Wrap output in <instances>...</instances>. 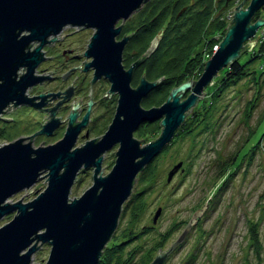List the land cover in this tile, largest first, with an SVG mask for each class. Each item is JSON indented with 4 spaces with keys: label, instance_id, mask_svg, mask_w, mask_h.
<instances>
[{
    "label": "water",
    "instance_id": "1",
    "mask_svg": "<svg viewBox=\"0 0 264 264\" xmlns=\"http://www.w3.org/2000/svg\"><path fill=\"white\" fill-rule=\"evenodd\" d=\"M150 1L0 0V121L10 105L43 107V102H34L50 95L29 98L27 93L46 79L45 72L40 76L37 73L46 60L43 50L69 26L95 31L85 53L87 60L92 61L85 70L93 68V83L105 78L111 84L110 93L119 96L108 131L94 138L100 140L75 148L79 133L88 122L89 110L80 125L74 124L77 114L73 113L67 132L55 144L34 146L19 138L0 146V221L14 214L13 220L0 228V264H32L40 243L51 246L46 264H98L119 226L124 204L132 196L140 173L171 144L218 74L238 62L246 50H253L259 30L264 34V19L253 22L264 7V0H250L247 8L249 0H244L233 10L235 15L227 34L219 50L204 64L199 80L173 89L161 108L146 109L143 101L160 87L163 79L150 82L144 75L139 87L133 88L132 78L135 70L153 55L162 33L129 70L124 69L123 56L130 37L121 41L117 38L123 31V25L119 24L128 21ZM33 43L39 45L35 48ZM22 69L26 72L20 73ZM71 91H67L69 97ZM188 92L189 96L184 98ZM89 102L91 108L93 102ZM158 121L162 133L157 140L143 145L135 138L141 125ZM57 123L53 119L37 135L50 137ZM116 145L119 149L115 165L104 176L103 155ZM183 165L180 162L169 173L168 184L180 171L184 172ZM82 169L94 170V184L80 198L70 200L72 186ZM44 177L48 186L33 201L10 202L13 196L29 190ZM162 212L159 208L155 213L154 225ZM194 225L195 222L187 225L171 247L160 251L151 264H165L185 243Z\"/></svg>",
    "mask_w": 264,
    "mask_h": 264
},
{
    "label": "rangeland",
    "instance_id": "2",
    "mask_svg": "<svg viewBox=\"0 0 264 264\" xmlns=\"http://www.w3.org/2000/svg\"><path fill=\"white\" fill-rule=\"evenodd\" d=\"M243 1L237 0L235 5L229 8L230 10L227 9L221 13L217 12V10L213 11L210 22L219 20L222 23L226 22L228 26L230 24L228 16L232 14L234 17L235 13L233 10L241 5ZM150 2L144 5L148 6ZM249 3L250 0L246 3L245 8L248 7ZM145 6L139 12L132 15L128 21L119 24V26L123 25L125 37H129L131 33L126 32L129 28V23L134 20L135 16H140ZM260 10L259 12L262 14L261 19H264V7ZM94 33L95 31L92 29L66 27L58 36V40L46 47L47 60L39 66L38 75L45 72L46 78H59L65 72L64 70H59L65 69L62 67L63 63H61L65 62L64 51L67 55L72 56V58L78 57L72 59V62L68 64L69 66H83L88 63L90 60H87L85 53L88 49L90 38H92ZM121 36L123 37V35ZM261 36L262 34L258 35L257 41L254 39L256 45L263 43ZM156 38L157 36L151 41L148 49L152 47L153 41ZM222 38L223 34L221 32H217L212 37L216 45L222 42ZM33 44H35V48L39 45L38 43ZM142 44L128 46L123 56L124 67L129 69L140 60L139 58L142 55L139 52L142 46H144ZM208 51L209 49L205 50V52ZM57 55L58 57H56ZM249 58L250 53H246L240 60L242 63L248 62ZM204 61L206 63L209 60L206 59ZM66 68L68 67L66 66ZM25 72L26 69H22L21 73ZM143 72H137L133 81L135 88L138 87V82L143 78ZM220 77L221 75L218 74V77L214 80V84L206 89V96L202 98V103L203 101L208 103L212 98L215 90L214 85ZM252 78L246 79L236 87L229 89L223 94L221 101L215 105L212 112L214 118L211 120V123L214 125V132L200 134L199 132H195L194 135L183 137L180 134L182 126L171 144L156 158L158 159L156 161L158 182L154 190L148 193L150 195L147 199L148 203H146L145 215L135 226H132L129 220L121 222L120 218L119 226H117L118 228L114 234V236H122L125 230H133L138 234L139 237L126 246L127 253L133 252L139 247L132 264H143L147 253L154 248L157 242L161 241L162 236L167 235L170 231L176 229L177 226H180L179 230L173 231V235L165 247L154 253V261L160 251H166L171 247V244L179 238L191 222H195L196 225L193 226L187 240L171 255L165 264H259L258 261L260 260L264 262V138L261 141L262 135H264V76L261 77L259 85H255L252 82ZM68 84L69 82L60 83L59 80L51 79L33 91L30 89L28 93H31V95H38L41 91L57 93L63 91ZM83 87L85 88V86ZM257 87L262 88L261 97L252 114V119L246 121V104L256 95ZM108 89H110V84L107 85L101 82L92 91L93 96H95V102H97L96 115H101V118L103 117L97 123L96 134L103 132L107 128L109 121H111L116 113L119 98L116 94L114 96L110 95ZM84 91L82 92L85 95L89 93L88 89L86 92ZM165 98L168 100L169 96L167 97V94L164 95V93L159 94V97L154 99L147 97L142 105L146 109L153 107L161 108L167 101H165ZM101 101L107 104V109L104 108ZM145 102L152 105L147 107ZM157 102L163 103L156 105ZM197 108L198 106L193 110L192 115L195 111L199 112L202 110ZM204 108L207 109V107ZM106 110L108 112H105ZM45 117L47 118V116L41 115L37 110L27 108L17 109L14 113L10 114L9 121L12 122L11 124H0V146L13 142L20 137L27 136L28 138L38 133ZM144 125H148L149 127L147 128L150 130L157 129V134L151 141H147L146 138L144 139V137L142 138L139 135L141 129L134 134L137 140L142 142L143 145H147L160 137L162 127L161 121L145 123L141 127ZM252 131L256 132L251 138L250 145L241 152L238 162L242 160L247 149L256 146L260 141L259 148L254 150L252 161H250L251 157H247L242 163L240 170L237 171V174L231 178L228 187L225 190H220L222 188L221 182L216 185L213 184L218 161L234 154ZM94 138L96 137L90 136V139ZM56 139V137H38L34 146H42L43 144L47 146L48 144H53ZM88 140L79 138L75 146L80 147ZM174 141L176 143L171 146ZM117 151L118 146H115L103 155L104 176L108 175L113 169ZM180 162L184 163V172L181 173L180 171L172 182L168 184L166 181L169 173ZM92 174H94L93 169H82L76 183L72 186L70 200L80 198L92 187L94 184ZM138 181L139 178L135 183L133 193L141 189L137 184ZM47 186L48 179L44 177L29 190L20 192L9 200L11 203H16L20 200H23L25 203L31 202ZM159 208H162L163 212L158 223L154 225L153 219ZM13 218L14 214L2 219L0 221V228L11 222ZM196 219L198 222H196ZM144 232L145 234L143 235ZM39 246V250L32 257V264H46V261L49 259L51 246L42 243Z\"/></svg>",
    "mask_w": 264,
    "mask_h": 264
},
{
    "label": "trees",
    "instance_id": "3",
    "mask_svg": "<svg viewBox=\"0 0 264 264\" xmlns=\"http://www.w3.org/2000/svg\"><path fill=\"white\" fill-rule=\"evenodd\" d=\"M237 0H153L145 9L141 12L140 16H135L134 20L129 23V28L126 32L130 33V44L138 45L144 44L140 49L139 54L145 56L148 48L150 47L151 41L162 33V38L158 49L153 53L152 56L140 67L138 72L144 71L145 78L150 82L163 79L160 87H158L150 97L152 99L159 97V94L170 93L173 89L181 86L186 82H191L195 79H199L205 69V52L211 53L216 42L212 39L217 32L223 34L225 38L227 34V23L219 22V20L211 21L213 11L224 12L233 5ZM187 9L182 16L178 18L179 12L183 9ZM230 10V9H229ZM262 18L261 12H258L253 22ZM262 33V32H261ZM125 34V33H124ZM263 43L257 44L253 50H249L244 53H250L248 62L239 60L232 64L231 67L221 71V77L217 80L214 85V92L212 98L208 103L206 101L201 102L198 105L199 110L195 111L188 116L185 123L183 124L180 134L183 137L194 135L195 132L200 133H211L214 132V125L211 123L213 117V108L218 104L229 89L236 87L246 79L252 78V82L255 85H259L261 77L264 76V34H262ZM223 41V40H222ZM142 44V45H143ZM221 44V43H219ZM138 47V46H137ZM250 48V47H249ZM200 50V51H198ZM145 53V54H144ZM196 53V54H195ZM262 88L257 87L256 95L248 103L245 112L246 121L252 119V114L257 107V103L261 97ZM159 93V94H158ZM148 97V98H150ZM167 98H165V101ZM144 102V101H143ZM163 102H157L156 105H160ZM147 107L152 104L145 102ZM205 105V106H204ZM207 107L204 108V107ZM205 112V114H204ZM148 125L141 127L140 136L147 141H151L152 138L157 134V129H148ZM198 130V131H197ZM256 131H252L247 135L246 141L239 146L234 154L226 159L218 161L216 168V175L213 180V184L222 183L220 190H225L228 187L231 178H233L237 171L240 170L242 163L251 157L252 161L254 150L259 148L260 141L256 146L247 149L246 154L240 160L241 152L250 145L252 136ZM262 139L264 135H262ZM176 141L173 142V146ZM155 159L150 165H148L143 173L138 176V186L130 199L124 204L123 213L121 216V222L129 220L132 226H135L137 222L145 215L148 203V194L157 185L158 173L156 168ZM212 203V202H211ZM181 227L177 226L176 229L170 231L167 235H163L161 241L155 244L154 248L147 253L143 264H151L153 262L154 253L163 249L166 243L173 235V231L179 230ZM145 232L143 233V235ZM254 235V233H253ZM138 234L133 230H125L122 236H114L111 243L108 244L103 252L100 264H132L137 255L139 247L133 252H126L128 245H130ZM253 237V236H252ZM258 254V252H257ZM259 264L264 262L258 261Z\"/></svg>",
    "mask_w": 264,
    "mask_h": 264
},
{
    "label": "flooded vegetation",
    "instance_id": "4",
    "mask_svg": "<svg viewBox=\"0 0 264 264\" xmlns=\"http://www.w3.org/2000/svg\"><path fill=\"white\" fill-rule=\"evenodd\" d=\"M261 32L262 31L259 30V32H258V34H257V36L255 38V41H257L256 39H257L258 35L262 34ZM123 33H124V28H123V31H122L121 35H123V37L125 38V35ZM121 35L119 37H122ZM119 37L117 38V41H121L123 39V37L122 38H119ZM89 44H90V42H89ZM89 44H88V46H89ZM129 44H130V41L127 44V46L125 47L126 48L125 52H126L128 46H129ZM43 51L46 54V51L45 50H43ZM59 56H61V55L59 54ZM63 56H64V59H65L64 61L66 63L65 62H61V63H63L62 67L65 68V69H59V70H64L65 72L59 78H56V77L46 78L42 83H40V84H38L36 86H33L30 89H32V91H33L34 89H36V88L46 84L47 82H49L51 79L59 80L60 83L69 82V84L65 87V89L63 91H59L57 93L49 92V91H46V92L41 91L40 93H38V95H30L29 93H27L29 98H38L40 96H48V95H50V96L47 99H45V100L37 99L34 102V104H39L41 102L44 103L43 107L39 108V109L34 107V106H30V105H23V106H19V107H15L14 105H10V107H8L7 110L5 111L4 116H2V120L0 121V124H11L12 122L9 121L10 114L14 113L17 109H22V108L37 110V111H39L41 113V115L47 116V118L45 117V120L40 125L39 132L42 130V128L46 124H48L51 121H53V119L57 120L58 127L54 130L53 134L50 137L45 136V135H37L39 132L36 133L34 136H31V137H28V138L27 137H20V138L26 139L27 142H32L33 145L37 142L38 137H47V138H51V137L55 138L56 137L57 139L53 142V144H55L58 141H60L64 137V134L67 132V130L69 128V124L68 123L70 121V116L73 113L77 114V119H76L74 124L75 125H80V124H82L84 122V119H85L86 115L88 114L87 111L90 110L89 111L90 114H89L88 122L81 129V132L79 133L80 135L78 137V140H79V138L89 139L88 141L100 140L101 138L100 139H90V136L91 135H93L95 137L101 136V135L104 136L106 134L105 132L108 131V129H109L111 123H112L111 121H113V119H114V117H113L111 119V121H109V125L107 126V128L103 132H100L99 134H96L97 123L103 117L101 118V115H99V116L96 115L97 102H95V96H93L92 91H93V89L95 88V86L98 83L104 82L105 84L109 85L110 82L108 80H106L105 78H102L101 80L97 81L96 83H93L92 80L94 79L95 71L93 70V68H91L88 71L85 70L86 69V65L88 63H90L92 60H90L88 63H86L83 66H73L72 67V65L69 66L68 64L72 62L71 61L72 59L78 58V57H73L72 58V56L67 55V53L65 51L63 52ZM45 57H46V55H45ZM56 57H58V55ZM46 60H47V57H46ZM43 63H44V61H43ZM66 66L68 68H66ZM124 69L127 70L128 68L125 67ZM139 69H140V67L137 70H135L134 76L132 78L133 81H134V78L136 77V74L139 71ZM43 71H45V70H43ZM73 75H74V77H72ZM38 76H40V75H38ZM77 80H79L78 81L79 83L77 82ZM197 80H198V78L193 80V81H191V82L195 83ZM133 81H132V87L135 88V86H133ZM139 85H140V81L138 82V87H139ZM83 86H85V88ZM110 87H111V84H110ZM70 89H72V91H71V96L69 97L68 94H67V91H69ZM87 89H88L89 93H87V95H85L82 91L85 90L84 92H86ZM29 90H28V92H29ZM154 91H152L148 95V97H150L151 94ZM109 94L113 95V96L115 95V94H111L110 90H109ZM189 94H190V92H188L184 98H187L189 96ZM116 95L119 98L118 94H116ZM77 98H78V100H76ZM89 101L93 102V106L91 108L89 107V103H90ZM101 103L104 105V108L107 109V104H104L103 101H101ZM117 106H118V103H117ZM105 112H108V111L106 110ZM141 126H140L139 129H141ZM78 140H77V142H78ZM50 145H52V144H50ZM116 146H118V149H119V145H116ZM75 148H80V147H76L75 146Z\"/></svg>",
    "mask_w": 264,
    "mask_h": 264
},
{
    "label": "built area",
    "instance_id": "5",
    "mask_svg": "<svg viewBox=\"0 0 264 264\" xmlns=\"http://www.w3.org/2000/svg\"><path fill=\"white\" fill-rule=\"evenodd\" d=\"M233 18H234V17H233L232 14H230V15L228 16V19H229L230 21H232ZM230 21H229V22H230ZM219 48H220V44L215 45V46L213 47L211 53H210V52H207V53L205 54V60H206V59L210 60V59L213 57L214 53H216V52L219 50Z\"/></svg>",
    "mask_w": 264,
    "mask_h": 264
}]
</instances>
